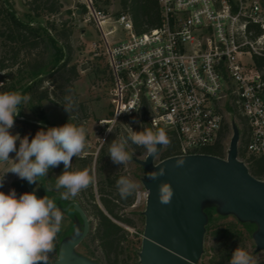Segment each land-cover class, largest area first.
<instances>
[{
  "label": "built area",
  "instance_id": "obj_1",
  "mask_svg": "<svg viewBox=\"0 0 264 264\" xmlns=\"http://www.w3.org/2000/svg\"><path fill=\"white\" fill-rule=\"evenodd\" d=\"M157 3L160 26L137 35L128 15L84 0L86 21L100 42L91 43L92 52L101 46L106 59L109 122L138 117L148 128L165 129L176 143L175 156L208 155L231 107L240 124L239 142L245 141L239 160L264 157V69L254 61L264 57V1ZM146 200L147 191L137 190L132 206L145 207Z\"/></svg>",
  "mask_w": 264,
  "mask_h": 264
},
{
  "label": "rangeland",
  "instance_id": "obj_2",
  "mask_svg": "<svg viewBox=\"0 0 264 264\" xmlns=\"http://www.w3.org/2000/svg\"><path fill=\"white\" fill-rule=\"evenodd\" d=\"M62 4L63 8L58 14L49 15L42 13L39 17H35L30 13L26 6L23 5L22 0H0V32L4 31L3 18L5 12L8 10L5 3L12 5L15 15L20 20L29 22L33 27L43 26L47 28V32L44 33L45 39L50 37L56 39V30L60 28L62 22L67 21L68 25L72 27V36L70 38L71 45V65L76 66V74L74 76H68L69 81L65 86L71 90V95L75 97L78 107L73 112L76 115L74 118L67 115L65 112L57 108L56 106L48 103L47 101L36 102L34 100H28L22 103L20 107V116L22 119L30 121H40L42 129L47 130L50 127H59L69 123L82 126L86 130L87 146L85 150L78 157L72 158V171L87 170V166H90V175L94 177L92 188L97 204L101 207L99 202V194L97 193V186L99 181L104 182L108 177L117 175L118 177L126 176L137 185V190L143 189V181L146 180V171L137 163V161L143 160L146 156L136 155L132 152L129 144L127 150L132 154V158L125 164H114L108 155V148L110 143L117 139H124L127 135V127L130 126L133 131H139L140 128L146 127V125H139L134 119L118 121L114 125L109 122L113 117V110L110 104V83L108 79L107 64L104 55L102 54L101 46L96 51L92 52L91 43L98 41V34L94 30L91 23L86 21L85 13L81 14L80 6L84 5V0H58ZM94 5L104 11L111 14H116L120 10L119 0H92ZM264 1V0H262ZM14 5V6H13ZM67 10H70L72 14H67ZM54 28L56 30H54ZM124 36V33H120ZM8 44L2 36H0V58L8 51ZM61 46V42L57 44ZM46 54L47 60H51V53ZM98 53V55H94ZM52 65L48 69H51ZM16 67L13 68V70ZM65 81V80H64ZM63 80L55 77L51 82H45L43 87L51 90L53 85L62 83ZM59 93V90L57 91ZM60 95V93H59ZM226 122L229 125L230 132L224 141L226 150L228 149L229 141L232 135L231 124L234 123L238 128L239 135L241 133L239 120L233 116L231 107L226 111ZM128 125V126H127ZM16 129L14 124L13 129ZM111 128L113 131L108 132L107 129ZM148 128V127H146ZM19 143H17V150ZM103 151V158L100 163H97L101 152ZM15 152L10 153V159L15 158ZM160 155V154H159ZM159 155L155 158V163H158ZM80 160H85V163ZM11 164L0 163V169L3 165ZM102 167L98 172L97 168ZM51 169V168H50ZM88 171V170H87ZM57 175L55 173H47L46 177L39 178V182L30 184V187L35 194L42 198L48 195L55 201H59V192L54 189L55 180ZM8 181L13 182L25 181L27 186L28 182L18 178L13 173H6ZM261 181H264L262 179ZM4 193L9 190L8 183L4 186ZM53 189L52 191H46V189ZM87 189V188H86ZM86 189L82 190L77 196L66 200L68 202H75L80 200L81 197L86 196L88 193ZM63 191V190H61ZM17 198H19L17 196ZM145 207L143 205L130 206L123 209L124 216L132 220L133 225L127 226L121 224L124 229L129 233L127 241L125 242V253L121 257L124 260L123 264H139L138 254L141 248L142 235L144 231L145 218L143 212ZM74 213L72 211L63 212V221L61 231L57 234L55 242L60 244L62 239L69 236L73 232ZM89 220V228L94 224V220L91 217H87ZM252 233L246 227L242 226L240 222L232 215H227L222 218L213 221L208 230L205 231L203 242V253L198 261V264H212L217 260L216 246L220 242L230 243L233 247H241L245 249L253 258L256 263L264 261V250L255 251V244L252 239ZM76 252L92 261L104 264L100 260V254L97 250L96 244L90 241L87 237L76 248ZM57 255L52 253L49 260L52 262L56 260Z\"/></svg>",
  "mask_w": 264,
  "mask_h": 264
},
{
  "label": "trees",
  "instance_id": "obj_3",
  "mask_svg": "<svg viewBox=\"0 0 264 264\" xmlns=\"http://www.w3.org/2000/svg\"><path fill=\"white\" fill-rule=\"evenodd\" d=\"M22 3L35 17H39L42 13L49 15L58 14L63 8L58 0H22ZM118 3L120 7L118 14L122 13L129 16L135 34L140 35L160 26L161 16L157 0H119ZM5 4L8 10L5 12L3 18L4 31L0 32V36L4 38L9 49L5 55L0 58V81L3 82V86L0 87V92H20L22 95H27L30 97V100L36 102L47 101L69 115L62 104L64 103V97L69 94V89L65 84L69 81L70 76L76 74L75 65L67 67L71 58L70 38L72 36V27L68 25L67 21L62 22L58 31L54 28V30H56V39L52 37H50V39H45L43 34L47 32L46 27H33L31 23L20 20L16 17L12 5H8L9 3ZM79 6L81 14L86 13L84 5ZM66 12L67 14H72L70 10ZM59 42H61L60 47L57 46ZM50 49L52 51V54H50L52 59L47 60L46 54L50 52ZM254 61L260 70L264 69V57H254ZM50 65H52V68L48 69ZM14 67H16V69L13 70ZM55 77L63 80V82L53 85L51 90L43 87L45 82L52 83ZM58 90L60 95L57 93ZM75 116L76 115L72 111L71 117L74 118ZM236 116L238 115L236 114ZM124 119H134L139 125L143 124L138 117H128ZM14 124H16V131L20 137L23 138L27 135L30 141L35 134L42 129L40 121L26 120L22 119L20 116L15 117ZM142 130L143 128H140L139 131ZM229 132V125L225 124L220 133L219 140L205 152L208 155L224 158V141ZM170 141L171 143L165 146L160 152V161L177 155L176 143L172 139H170ZM129 147L136 155H144L146 153L142 147L132 145L130 142ZM244 157L245 141L243 137H241L238 147V158L243 159ZM102 158L103 151L97 163H100ZM80 161L85 163V160ZM244 163L249 173L254 178L258 180L264 179V157H248ZM86 168L90 172V166ZM101 168L102 167L99 166L97 171L100 172ZM63 170L64 165L61 163L48 172L55 173L59 176L62 174ZM70 170L72 171V169ZM119 178L120 177L117 175H112L104 182L99 181L97 193L99 194L101 207H99L96 202L92 184L86 189L88 192L86 196L77 200V204L85 212L86 216L94 220V224L89 228L88 238H90L92 243L96 244L100 254V260L103 261L104 264L124 263L121 257L125 253L124 244L127 241L129 233L121 224L127 226L133 225L132 220L124 216L122 211L133 205L135 192L127 199H122L116 187V181ZM11 188L16 191L18 196L23 193H29L25 181L12 182ZM55 203L57 206L65 207L69 202L66 200H59L55 201ZM68 211H72L74 215H76L72 209ZM205 213L207 215L205 231L208 230L209 225L213 221L223 217L217 215L214 208L205 209ZM240 224L246 227L250 232H254L255 230L253 224ZM58 247L59 244L55 242V251L53 253L56 255ZM215 248L217 260L212 264H229L235 247L223 241L218 243ZM256 264H264V261Z\"/></svg>",
  "mask_w": 264,
  "mask_h": 264
},
{
  "label": "clouds",
  "instance_id": "obj_4",
  "mask_svg": "<svg viewBox=\"0 0 264 264\" xmlns=\"http://www.w3.org/2000/svg\"><path fill=\"white\" fill-rule=\"evenodd\" d=\"M29 99L20 92H0V163L11 161L3 177H0V188L3 187L6 173H13L29 184H35L39 178L47 176L50 168L63 163L64 170L56 177L54 189L59 192L61 200L74 198L94 181L87 170H70L72 158L80 156L87 146L86 130L68 121L59 127L41 129L31 141L27 135L21 138L18 133L11 134L9 130L14 127L20 105ZM62 105L70 119L72 111L78 107L71 90L64 97ZM107 131L113 130L108 128ZM129 142L142 147L148 157L158 154V145L168 146L171 143L164 128L143 127L142 131L137 132L128 126L126 137L122 140L116 138L108 148V155L114 164L122 165L132 158L127 150ZM13 152L15 159H10L9 154ZM183 163L182 159L178 160L177 166ZM163 175L165 169L160 168L158 172H148L146 178L157 180ZM116 187L120 197L127 199L136 191L137 185L128 177L121 176L116 181ZM173 195L170 183L161 182L158 185V198L162 204H170ZM62 221L63 212L48 195L38 198L32 192L23 193L17 198L14 189L7 194L0 191V264H49ZM229 264H256V261L245 249L238 247L233 251Z\"/></svg>",
  "mask_w": 264,
  "mask_h": 264
},
{
  "label": "water",
  "instance_id": "obj_5",
  "mask_svg": "<svg viewBox=\"0 0 264 264\" xmlns=\"http://www.w3.org/2000/svg\"><path fill=\"white\" fill-rule=\"evenodd\" d=\"M231 131L225 158L187 155L155 163L162 151V146L158 145L155 157L146 154L143 160L137 161L146 173L165 169V175L159 179H146L142 183L147 200L139 264H197L203 253L207 208H214L217 215H232L240 223L253 224L255 251L264 250V181L254 178L239 160V131L234 123ZM181 159L183 165L177 166ZM161 182L170 183L174 190L170 204L159 201ZM27 189L33 192L29 183ZM58 207L62 212L72 209L76 216L73 232L62 239L56 260H49V264H100L76 252L89 232L85 212L75 202Z\"/></svg>",
  "mask_w": 264,
  "mask_h": 264
},
{
  "label": "crops",
  "instance_id": "obj_6",
  "mask_svg": "<svg viewBox=\"0 0 264 264\" xmlns=\"http://www.w3.org/2000/svg\"><path fill=\"white\" fill-rule=\"evenodd\" d=\"M13 6H14V5H13ZM9 131H10V133L13 134V135H16V134H17V131H16L15 128H14V129H13V128L10 129ZM17 143H19V141H17ZM13 159H15V158H13ZM9 166H10L9 164H7V165H3V166H2V168L0 169V177H3L4 172L7 171V168H8ZM12 182H13V180H11V181H8V180H7V178H6V174H5L4 184H3V187L0 188V191H4V190H3V189H5L4 186H6V184L8 183L9 190L7 191V193H9V191L12 190V188H11V184H12ZM7 193H5V194H7ZM17 196H18V195H17ZM18 197H19V196H18Z\"/></svg>",
  "mask_w": 264,
  "mask_h": 264
}]
</instances>
